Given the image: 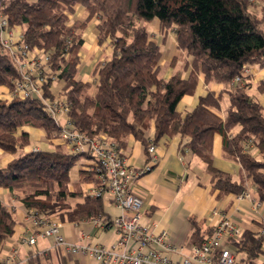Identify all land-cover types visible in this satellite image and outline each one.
Returning a JSON list of instances; mask_svg holds the SVG:
<instances>
[{"label":"trees","instance_id":"1","mask_svg":"<svg viewBox=\"0 0 264 264\" xmlns=\"http://www.w3.org/2000/svg\"><path fill=\"white\" fill-rule=\"evenodd\" d=\"M254 2H261L259 12ZM1 11L10 26L22 28V41L43 48L55 75L43 85L42 95L62 97L68 116L80 132L90 137L105 133L119 148L126 149L132 135L147 151L163 136L179 135L186 147L205 166L212 186L219 194H239L246 185L214 165L213 136L222 139L224 157L238 163L253 184L255 199L264 201V109L249 92H264V78L256 83L243 74L245 65L264 66V0H3ZM81 5L85 17L74 22L69 16ZM157 18L161 31L173 32L178 55L166 66L176 67L163 77L159 66L160 46L153 41L148 25ZM92 19L99 46L110 54L96 62L91 81L77 77L83 31ZM164 39L162 40V42ZM192 58V62L188 61ZM189 69L184 78L183 72ZM204 82L239 81L229 90L224 118L218 110L222 92L208 91L185 112L178 110L183 96L195 92L198 77ZM17 72L14 62L0 45V86L12 89ZM60 88L53 90V83ZM24 126L39 128L48 141L57 139L59 127L47 114L39 98H0V150L13 158L0 167V188L19 197L27 212L56 216L61 221L90 220L104 215L103 201L87 194L82 183L96 182L92 173L79 170L71 189L70 172L82 158L64 145L49 150L24 151L29 134ZM152 129L150 136L149 131ZM257 152V155L254 152ZM108 218L103 216V221ZM264 227V222L253 221ZM14 210L0 202V247L15 232ZM106 227V226H105ZM193 236H199L194 231ZM204 238H199L201 242ZM242 264H257L263 238L243 229L230 242ZM41 256L28 264H42Z\"/></svg>","mask_w":264,"mask_h":264},{"label":"crops","instance_id":"2","mask_svg":"<svg viewBox=\"0 0 264 264\" xmlns=\"http://www.w3.org/2000/svg\"><path fill=\"white\" fill-rule=\"evenodd\" d=\"M84 17L85 10L81 5H76L74 14L69 16L71 22L81 20ZM152 21H156L157 26L151 30L148 25V32L150 34L151 32L154 33L155 37L152 40L160 46L161 59L159 66L164 69L163 77L168 78L177 68V65L176 67L166 66L179 53L176 48V38L173 32L165 33L161 31L160 22L157 18ZM97 23V19H92L83 31L84 42L79 52L81 60L77 72V74L79 73L78 78L82 81H91V72L96 62L103 60L102 55L107 58L110 54L111 49L108 45L99 46L97 44L94 32ZM16 28L22 30L21 27ZM89 33H91V38L87 42L86 35ZM188 61L191 63L192 58L188 57ZM248 67L250 80L253 83L264 78V66L248 65ZM188 73L189 69L183 72L182 76L186 78ZM235 84L233 80L230 83H205L203 74H200L195 92L182 97L178 104V110L183 113L192 109L196 105L199 96H203L208 91H213L216 95L222 92L220 108L211 110L224 118L229 104L226 91ZM249 92L260 102L264 109V92L259 93L254 87H251ZM7 93L8 87L0 86V98L7 99ZM21 130L27 132L30 139V144L24 148V151H30L33 147H38L40 150H49L53 145L58 144L64 145L67 149L66 145L58 139L46 140L44 132L39 128L24 126ZM149 134L151 136L152 129ZM184 141V138L179 135L163 136L156 143V162L135 183L134 192L142 200L143 217L141 223H155L154 232L158 233L165 230L170 240L181 246L184 252H187L193 244H197L199 238H206L211 234L213 222L217 220V217L212 213L215 209L227 213L241 230L255 231L262 228V226L254 224L253 221L264 222V201H260L259 207H255L251 200L239 199L238 194H219L218 189L212 186L202 161L193 156L186 147L181 148ZM221 144V136L215 134L212 142L213 165L218 170L229 174L233 180L245 184L249 188L252 198L255 199L252 192V182L246 178L244 170L238 163L224 157ZM124 151L127 154L129 164L133 167L141 168L147 163V151L132 135L128 137L127 147ZM254 153L257 155L256 151ZM12 158V155L0 150V167H5ZM81 160L78 171L84 170L83 168L88 164L87 158ZM77 180L78 175L74 181L71 180V189L72 184ZM92 185L93 182H85L82 183V188L87 193ZM102 201L103 216L112 218L121 213L110 200L104 198ZM0 202L11 207L17 219L15 232L0 247V260L15 254L19 264H28L29 257L36 259L37 254H43L41 256L42 264H100L89 255L74 256L67 253L62 247H54L52 239L49 237L37 235L36 243L27 246L22 242L25 234L37 232L31 220L27 217V209L21 204L19 197L12 195L5 188H0ZM61 223L60 233L68 242L111 246L117 239V234L112 228L96 224L92 219L66 220L61 221ZM195 230L199 232V236L192 235ZM228 245L235 251L231 243ZM106 264L113 263L107 262Z\"/></svg>","mask_w":264,"mask_h":264},{"label":"built area","instance_id":"3","mask_svg":"<svg viewBox=\"0 0 264 264\" xmlns=\"http://www.w3.org/2000/svg\"><path fill=\"white\" fill-rule=\"evenodd\" d=\"M0 0V45L11 56L17 79L7 93V99L39 98L47 114L59 127L57 137L73 153L90 155L88 164L83 168L92 173L95 183L88 190L93 198L110 200L121 213L103 221V216L92 218L93 222L112 228L117 239L111 246L84 245L68 242L60 233L61 221L56 216H36L33 211L27 212L37 232L27 233L22 242L27 246L36 243V236L49 237L54 247H62L74 256L89 255L100 264H242L237 260L235 251L229 247L234 238H238L241 228L221 210H213L217 220L213 222L212 232L201 242L193 244L187 252L174 244L165 230L154 232L155 223H141L143 217L142 200L135 194L137 180L151 169L157 160L156 144L147 148V163L141 168L129 164L126 152L105 133L90 137L76 129L68 116V104L62 97L48 100L42 95L43 85L53 80L55 75L49 65V56L43 48L30 47L22 41V30L10 26L2 13ZM243 74H249L248 65L243 66ZM239 76L233 78L237 83ZM33 147L30 151H38ZM239 199H249L255 207L260 201L253 199L249 188L238 195ZM263 238L262 253L257 264H264V227L255 230ZM0 264H19L15 254L0 260Z\"/></svg>","mask_w":264,"mask_h":264},{"label":"rangeland","instance_id":"4","mask_svg":"<svg viewBox=\"0 0 264 264\" xmlns=\"http://www.w3.org/2000/svg\"><path fill=\"white\" fill-rule=\"evenodd\" d=\"M261 6V2H254V5L252 6L253 8V11L255 10V12H259V7ZM157 26V22L156 21H152L150 24H149V27L151 30H153V28H155ZM95 32V35H96V30H94ZM153 32H151L150 34V37L151 39L154 38V33L152 34ZM91 38V33L87 34L86 35V39H87V42L90 40ZM157 40V38H156ZM158 41V40H157ZM103 59L106 57L105 55H102L101 56ZM100 57V58H101ZM164 71V69L162 70V72ZM77 77H79V73L77 74ZM52 88L54 91L58 90L60 88V83H53L52 85ZM9 91V89H8ZM82 160L78 161L77 164L72 168L71 172H70V177H71V180L74 181L76 178H77V173H78V169L80 168V163H81ZM241 253H237V260H240V257H241Z\"/></svg>","mask_w":264,"mask_h":264}]
</instances>
